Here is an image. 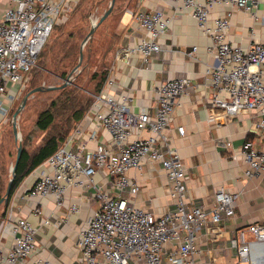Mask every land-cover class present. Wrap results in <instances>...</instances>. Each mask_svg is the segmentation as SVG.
Returning a JSON list of instances; mask_svg holds the SVG:
<instances>
[{
	"label": "built area",
	"instance_id": "2783aa9c",
	"mask_svg": "<svg viewBox=\"0 0 264 264\" xmlns=\"http://www.w3.org/2000/svg\"><path fill=\"white\" fill-rule=\"evenodd\" d=\"M0 6V105L2 97L10 104L15 94L8 93L9 83L19 89L23 80L35 66L37 56L53 27L67 18L78 0H2ZM167 1V0H162ZM176 8L191 15L203 35L209 37V52L213 63L208 64L205 75L214 91L210 102L220 107L225 117H235L245 110H254L256 120L254 135L245 139L232 155H241L245 162L243 174L252 177L264 171V42L253 41L247 47L232 45L226 39L230 11L214 15L211 8L217 4L249 11L245 0H169ZM137 25L146 36L135 45L116 51V57L127 59L138 53L143 62L160 50L159 37L169 23L160 10L130 11ZM211 21V22H210ZM191 47L189 55L195 50ZM114 77L107 75L102 87L93 94V100L84 117L91 116L93 126L87 132L89 147L82 136L79 123L69 132L64 142L42 161L47 171L40 170L26 196L36 204L48 194L54 196L56 205H62L67 186H93V195L99 207L89 216L76 235V246L82 264H220L214 259L203 261L197 247L201 226L217 224L234 215L239 191L220 187L213 193L211 207L189 203L185 196V166L166 134L172 122L173 111L180 105V98L191 86L185 77H169L154 85V110L133 111L128 93L113 88ZM2 114L7 113L1 107ZM103 129L109 139L99 136ZM180 136L184 127L175 125ZM134 136L130 138V136ZM226 148L230 141L222 143ZM158 162L166 181L171 182L167 194L174 206L155 214L133 204L132 197L139 186L129 169H140L144 164ZM102 171L108 176L106 185L94 184L91 176ZM68 209L78 211L71 203ZM35 212H39L34 206ZM48 222L47 219H43ZM11 236L7 251L0 252V263L22 262L36 250L35 228L24 216H11L1 222ZM252 240H247L245 232ZM236 264H264V223L250 222L238 230ZM30 264H50L47 259L36 257Z\"/></svg>",
	"mask_w": 264,
	"mask_h": 264
},
{
	"label": "crops",
	"instance_id": "0c3cea01",
	"mask_svg": "<svg viewBox=\"0 0 264 264\" xmlns=\"http://www.w3.org/2000/svg\"><path fill=\"white\" fill-rule=\"evenodd\" d=\"M245 3L249 11L228 4H217L210 13L212 19L214 15L231 12L226 39L232 45L242 47H247L253 41L264 42V0H245ZM153 9H160L169 18L165 32L159 37L160 50L153 53L148 62H143L138 53L130 54L126 60L117 58V50L135 45L140 37L146 36L130 11ZM107 16L110 18L108 29L113 44L108 52L106 76L114 77V91L128 93L133 111L146 109L153 112L154 85L157 81L169 77H185L190 81L187 94L180 98V105L173 111L166 134L184 163L185 196L189 203L209 208L213 204L216 189L223 187L240 192L234 215L217 224L201 226L197 235V247L203 261L214 259L220 264H236L240 244L238 230L250 222L264 223V171L246 177L243 174L245 162L241 155H232L245 139L253 137L255 111L245 110L229 118L225 117L220 107L210 102L214 89L208 83L205 69L213 63L209 52L211 41L198 29L195 19L176 8L172 1L126 0L120 9L115 4ZM193 46L196 48L189 55L187 52ZM261 74L264 79V67ZM16 87V84L9 83L8 93H14ZM2 98L0 106L8 113L13 103L7 101L5 94ZM7 113L2 114L0 109V127ZM83 117L78 122L83 134L77 140H84L87 146L92 147L94 141L87 140V132L93 126V119L91 116ZM175 125L184 127L183 136L177 133ZM98 135L109 139V134L103 129ZM227 140L231 144L229 148L222 144ZM40 170L47 171L42 162L23 177L6 203L0 205L1 222L9 214L24 216L35 228L36 250L15 264H30L36 257L47 259L50 264H82L76 235L91 213L99 207V200L92 194L94 188L92 185H70L63 194L62 205H56L52 194L41 197L36 204V201L27 198L26 189ZM128 174L136 179L139 186L137 194L132 197L135 206L155 214L174 206L173 199L167 194L172 183L166 181L158 162L146 163L140 169H129ZM107 179L108 176L102 171L91 176L92 183L103 186ZM71 203L78 206L77 212L68 209ZM35 205L39 212H35ZM245 237L252 240L247 231ZM10 244V234L0 226V252L4 254ZM0 264L6 263L2 261Z\"/></svg>",
	"mask_w": 264,
	"mask_h": 264
},
{
	"label": "rangeland",
	"instance_id": "374dc122",
	"mask_svg": "<svg viewBox=\"0 0 264 264\" xmlns=\"http://www.w3.org/2000/svg\"><path fill=\"white\" fill-rule=\"evenodd\" d=\"M125 1L114 0V5L116 4L120 9ZM109 3L110 0H78L65 21L53 27L37 56L35 66L23 80V87L19 89L17 86L14 90L15 100L6 115L5 122L0 127V186L2 188L10 178V166L15 160L19 141L24 149L33 153L42 143L44 136L54 129L58 131L64 127V120L71 112L67 108L59 109L61 113H56L53 129L41 131L35 125L38 114L51 99L60 96L61 91L70 85L79 86L82 91L90 95L99 90H95L96 83L100 72L107 71L108 47L113 43V37L108 29L109 16L93 28L89 37L87 35L91 29V19L97 17L96 21H98ZM2 4L3 1L0 0V6ZM81 49V68L68 80V74L78 65ZM105 78L106 74L99 88ZM33 88L36 90L27 94ZM27 95L29 96L16 118L20 133V137L16 140L11 120Z\"/></svg>",
	"mask_w": 264,
	"mask_h": 264
},
{
	"label": "trees",
	"instance_id": "16d2710c",
	"mask_svg": "<svg viewBox=\"0 0 264 264\" xmlns=\"http://www.w3.org/2000/svg\"><path fill=\"white\" fill-rule=\"evenodd\" d=\"M56 26L57 25H55V27ZM111 47L112 46L108 47V52L111 50ZM105 74V71L103 73L100 72L99 79L96 83V91L97 89H100L99 86L101 81H103ZM92 100L93 95L82 91L79 86L70 85L61 91L60 96L51 99L49 104L38 114L35 125L41 131H46L48 129H53L55 115L56 113L60 112L59 109L65 110L67 108L71 110L64 120V127L58 131L54 129L49 132V134L44 136L42 143L35 149L33 153H29L22 146L21 155L16 165L15 175L11 182L8 197L11 195L23 177L28 175L36 166H38L44 159L51 155L57 149V147L64 142L69 132L84 116ZM6 185L3 186V188L0 186V197L3 195Z\"/></svg>",
	"mask_w": 264,
	"mask_h": 264
},
{
	"label": "water",
	"instance_id": "95a60500",
	"mask_svg": "<svg viewBox=\"0 0 264 264\" xmlns=\"http://www.w3.org/2000/svg\"><path fill=\"white\" fill-rule=\"evenodd\" d=\"M113 6H114V0L111 2V4H110V6H109V8L101 15V17H99V19H98V21H96L94 24H93V26L91 27V29H90V31H89V33H88V37H89V35L91 34V32H92V30H93V28L97 25V24H99L109 13H110V11L112 10V8H113ZM85 41H86V39H85ZM37 88V87H36ZM36 88H33V89H31V90H29L28 91V93L27 94H29V93H31L32 91H34V90H36ZM25 98V97H24ZM24 98H23V101H24ZM14 114H15V112H14ZM14 114H13V116H14ZM13 133H15V128H14V126H13ZM20 137V133H19V135H18V138ZM17 138V139H18ZM21 151H22V144H21V142L19 141L18 142V145H17V149H16V154H15V160H14V164H13V168H12V173H11V176H10V178L8 179V182H7V185H6V188H5V191H4V194L0 197V205L1 204H5L6 203V200H7V198H8V193H9V190H10V186H11V182H12V179H13V177H14V175H15V170H16V165H17V162H18V160H19V157H20V155H21Z\"/></svg>",
	"mask_w": 264,
	"mask_h": 264
},
{
	"label": "bare ground",
	"instance_id": "6f19581e",
	"mask_svg": "<svg viewBox=\"0 0 264 264\" xmlns=\"http://www.w3.org/2000/svg\"><path fill=\"white\" fill-rule=\"evenodd\" d=\"M113 0H110V3H109V5H108V7L106 8V10L109 8V6H110V4H111V2H112ZM105 10V11H106ZM104 11V12H105ZM103 12V13H104ZM101 17V16H100ZM96 20H97V17H95V18H92L91 19V27L93 26V24L96 22ZM86 43V42H85ZM81 59H82V49H81V51H80V57H79V62H78V65L68 74V76H67V79L69 80L70 78H72L77 72H79V70H80V62H81ZM33 92V91H32ZM31 92V93H32ZM28 96L29 95H27L25 98H24V101L23 102H21L20 103V105H19V107L16 109V111H15V114H14V116L12 117V124H13V126H14V128H15V133H14V137H15V139L17 140V138H18V135H19V130H18V126H17V122H16V118H17V114H18V112L21 110V108L24 106V104H25V102H26V100H27V98H28ZM13 164H14V162L12 163V165L10 166V176H11V173H12V168H13Z\"/></svg>",
	"mask_w": 264,
	"mask_h": 264
}]
</instances>
